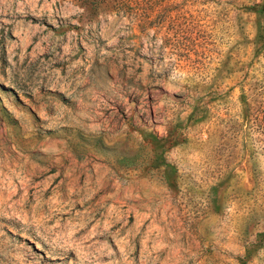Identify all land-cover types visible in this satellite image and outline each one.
<instances>
[{"label":"rangeland","instance_id":"rangeland-1","mask_svg":"<svg viewBox=\"0 0 264 264\" xmlns=\"http://www.w3.org/2000/svg\"><path fill=\"white\" fill-rule=\"evenodd\" d=\"M255 1L0 0V264H264Z\"/></svg>","mask_w":264,"mask_h":264},{"label":"trees","instance_id":"trees-1","mask_svg":"<svg viewBox=\"0 0 264 264\" xmlns=\"http://www.w3.org/2000/svg\"><path fill=\"white\" fill-rule=\"evenodd\" d=\"M80 8L91 13L110 10L117 14L127 15L133 25L146 30L156 25L159 28L172 24L176 31L175 40H185L188 22L184 10L190 6H200L208 0H73ZM204 2V3H205ZM255 16L254 45L256 51L264 48V0H257L244 8ZM175 15V16H174ZM183 15V16H182ZM175 17V18H174Z\"/></svg>","mask_w":264,"mask_h":264}]
</instances>
